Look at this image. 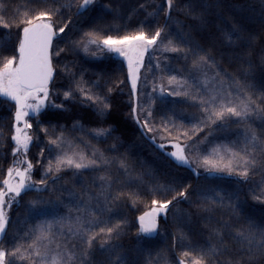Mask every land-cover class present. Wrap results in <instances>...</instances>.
Wrapping results in <instances>:
<instances>
[{
	"label": "snow or ice",
	"instance_id": "6c2138e0",
	"mask_svg": "<svg viewBox=\"0 0 264 264\" xmlns=\"http://www.w3.org/2000/svg\"><path fill=\"white\" fill-rule=\"evenodd\" d=\"M153 2L144 0L138 4L134 11H143L144 19L135 29L121 33L119 27H105L101 17L99 24L84 31L78 39L70 40L66 47H59L58 41L67 35L66 29L72 24L73 17L69 15L61 23L64 11L72 13L75 8L73 15H82L95 0H79L75 5L72 0H27L28 6L23 11L17 5L11 9L9 17L0 15V29H17V41L11 46L10 54L6 50L0 58V100L14 104L10 135L13 160L0 179V264H137L125 260L118 251L120 246L114 243L124 232L127 221L117 219L113 222L111 208L129 201L136 205L145 196L151 197L147 210L137 217V235L142 237H151L159 231V217H166L173 204L192 202L202 212H212V205H218L227 209L231 216L236 215L239 207L238 203L232 202L234 194L206 193L191 184L180 186L175 182L145 181L144 174H137L133 179L132 166L125 157L121 156L117 162L96 148L89 155L84 150L88 146L82 148L83 141L77 142L76 138L66 136L62 126L59 133H56V126H52L51 132L48 127L41 126L35 133L37 142L40 132L47 137V142L40 147L41 159L35 161L42 169L40 178L33 179L35 165L28 159L34 140L30 121L35 116L36 124H40L39 117L46 107H62L51 105L49 97L59 71H70L67 65L58 71L54 62L69 49L82 48L88 52L94 46L99 51L123 58L127 66L133 119L147 132L159 134L160 140L167 142L172 149L168 155L178 165L188 167L197 176L200 169L209 174L234 176L238 183H249L257 173L264 178V139L254 129H246L242 140L215 136L230 123L248 124L253 116L264 121V89L258 94L246 79L220 69L210 51H206L190 33L182 32L183 22L174 20V9L195 21L204 22V13L197 11L194 0L182 8H176L175 0H164L166 6L156 4L149 10V4ZM261 2L264 4V0ZM103 8L113 20L121 19L119 5L105 4ZM161 10L164 23L153 26ZM5 11H9V5L0 2V13ZM169 22L179 29L176 38H173ZM225 35L230 44L240 47L250 48L255 39L236 23ZM155 51L161 53L164 62L157 57L155 63L149 60L146 64L145 54ZM167 53L182 56L185 61L191 59V63L186 70L173 69L167 63L170 59L164 55ZM72 78L83 100L91 102L99 115H105L111 108L108 94L113 92V87L107 86L105 93L99 81L86 86L82 78L75 80L74 74ZM63 96L71 98L72 89L64 91ZM166 96L183 97L184 102L196 109L195 114L180 117L177 122L173 111L171 115H161L158 123L154 122L155 105L157 101L166 103ZM77 128L83 131L82 125L74 124L73 130ZM93 131V138L111 135L110 128ZM5 142L0 134V146ZM159 147L165 148V143ZM116 149L117 145L113 144L107 151ZM45 153L48 154L47 163L43 159ZM113 163L120 175L104 171L98 177L99 192L95 197L84 193L87 202L66 205V214L53 211L63 204L60 197L52 199L62 173L72 170L75 176L86 170H107ZM121 176L127 179H121ZM28 191L37 195L28 202L26 216L37 222L9 234L10 218L5 206L18 202L17 198ZM41 193H48V197ZM193 196L195 200L191 199ZM262 197L264 192L260 196L254 195V199ZM93 199L95 207L90 203ZM190 237L191 233L184 232L173 237V247L180 244L184 250L178 260L169 261L168 254L164 253V264H264V229L254 231L250 224L221 220L214 226L209 225L207 242L193 243ZM97 253L105 259L97 260ZM157 258H161V253H157ZM144 264H155L151 253Z\"/></svg>",
	"mask_w": 264,
	"mask_h": 264
},
{
	"label": "trees",
	"instance_id": "16d2710c",
	"mask_svg": "<svg viewBox=\"0 0 264 264\" xmlns=\"http://www.w3.org/2000/svg\"><path fill=\"white\" fill-rule=\"evenodd\" d=\"M9 5V11L0 13L5 18L11 15V9L17 5L20 11L27 6V0H0ZM73 4L79 0H72ZM144 0H95L82 15H73L64 11L61 18L67 19L72 15L73 22L66 29L67 35L64 39L58 41L59 47H66L70 40L78 39L80 34L89 30L101 22L105 27L111 25L113 29L119 27L121 33L125 30H133L138 22L144 19L143 11H134L139 3ZM176 8H182L190 0H175ZM197 11H203L204 22L195 21L191 17L185 16L182 12L173 10L172 16L183 22V33H190L196 42H198L206 51H210L219 64L220 69L233 75H239L251 83L257 93L264 89V4L261 0H194ZM105 4L119 5L121 7V19L113 20L112 15L107 14L104 9ZM156 4L166 6L164 0H154L149 4V10L156 7ZM131 13V16H129ZM164 16L161 10L160 15L153 21V26L163 24ZM170 23L173 38L179 31L177 25ZM238 24L244 29L245 34L251 33L255 39L251 42V47H240L236 44H230L225 35L226 30L230 29L232 24ZM17 41V29H0V58L5 54H10L11 46ZM94 53V54H93ZM250 53V54H248ZM239 54V55H238ZM170 59L167 63L173 69H187L191 59L185 61L182 56L167 53ZM59 71L64 65H67L70 71L65 73L59 71L56 76L54 87L51 88L49 97L51 105H62L60 108L46 107L39 117L40 124H36L37 117L33 116L31 123L34 134L33 144L28 153V159L35 161L41 159L40 147L47 142L44 133H39V141L35 139V133L41 126L48 127L50 132L52 126H56V133H59L61 126L66 136L76 138L77 142L83 141L88 147L84 150L91 154L93 148L105 151L106 155L118 159L123 156L132 166V178L137 174H144L145 181L152 180L157 183L166 184L175 182L182 186L191 184L193 188L203 189L206 193L222 192L226 196L233 195V204L238 203L236 215L231 216L227 209H222L218 205H212L214 211L202 212L197 209L196 204L188 201L179 204H173L167 216L159 217V231L151 237H142L137 235L138 221L137 217L145 210L151 197L145 196L136 205L129 202H121L111 208L112 220L124 219L127 221L124 232L114 243L119 245L118 251L127 261H135L137 264H144L149 258V253L155 264H164L163 254H168L169 261L178 260L179 254L184 248L178 244L173 247V237L180 236L181 232L191 233L193 243H205L209 240V225H216L217 222L224 220L233 224H250L254 231L264 229V197L254 199V195L260 196L264 192V178L259 173L254 175L249 183H238L236 177H229L226 174L207 175L200 173L197 176L186 166L178 165L165 151L146 134V132L135 122L131 115L130 85L127 83V70L124 63L117 57L99 51L94 46L90 47L88 52L82 48L75 50L69 49L61 57L54 61ZM162 62L163 59H162ZM148 63V62H147ZM146 63V64H147ZM75 80H81L87 86L92 82L99 81L101 87L106 93L107 86L113 87V92L108 94L111 108L106 114L101 116L96 108L89 101L83 100L80 92L76 90ZM212 73L210 72L209 75ZM151 79V77H149ZM123 81L124 83H119ZM72 89L73 96L66 99L63 92ZM166 103L157 101L155 105V121L159 122L161 115H171L175 112L177 122L180 117H190L195 114L196 109L190 106L184 99L165 98ZM171 110V111H170ZM14 111V104H9L5 100H0V134L6 141L0 146V179L7 167L12 163L11 154V113ZM143 118V117H142ZM83 126V131L79 128L73 130V125ZM254 129L257 134L264 139V121L259 117L253 116L248 124H228L222 132H217L216 137L228 139H241L248 128ZM98 128H110L111 135L101 138H93V130ZM113 144L117 145L114 152H108ZM44 163H47L48 154L45 153ZM39 165L34 167L33 179L40 178ZM110 171L113 175H120L116 170V163L107 169L101 171H81L74 176L72 170H67L61 174L56 183L57 192L52 194V199L60 197L63 204L58 209H53L59 214H66L68 207L66 205H75L78 202H87V195L95 197L99 192L100 181L98 177ZM121 179L127 177L121 176ZM115 187V185H114ZM72 193L73 195H69ZM37 193L28 191L17 198L16 203L9 209L8 233L18 229H26L30 224L36 223V219H28L26 208L28 202L33 199ZM40 195L48 197V193ZM167 198V197H162ZM195 200L196 197L191 198ZM93 207L96 205L95 199L91 202ZM101 203L103 199L101 198ZM75 214V212H73ZM106 215L109 213L106 212ZM211 217V220H209ZM183 243V242H181ZM157 253H161V258H157ZM105 257L97 253V260H104Z\"/></svg>",
	"mask_w": 264,
	"mask_h": 264
},
{
	"label": "rangeland",
	"instance_id": "374dc122",
	"mask_svg": "<svg viewBox=\"0 0 264 264\" xmlns=\"http://www.w3.org/2000/svg\"><path fill=\"white\" fill-rule=\"evenodd\" d=\"M106 52H107V51H106ZM107 53H109V52H107ZM109 54H111V55H113V56L119 58V59L124 63V65H125V67H126V70H127V66H126L125 62L123 61V58H122V57H119V56H118L117 54H115V53H109ZM164 55H166V54H164ZM157 57H160V58L162 59L161 53H160L159 51L146 53V54H145V63H147L149 60H151L153 63H155V59H156ZM165 98H168V96H166ZM171 98H175V99H184L183 97H171ZM142 119H143V118L141 117V120H142ZM140 127H141V125H140ZM141 128H142V127H141ZM142 129H143V128H142ZM143 130L146 132V134H147L152 140H153V136L155 135V140H153V141L158 145V147H159V145H160L161 143H165V148H163L162 150L165 151L167 154H168L169 152L172 151L171 147L167 144L166 141H161V140H160L159 134H154V133L147 132L146 129H143ZM159 148H160V147H159ZM199 172H200V173L207 174V175H215V174H219V173L209 174V173L205 172L203 169H200ZM14 203H16V202H14ZM14 203H13V204H14ZM13 204H12V205H13ZM10 207H11V206H10ZM10 207L7 206V205L5 206L6 211H7L8 214H9V209H10Z\"/></svg>",
	"mask_w": 264,
	"mask_h": 264
}]
</instances>
